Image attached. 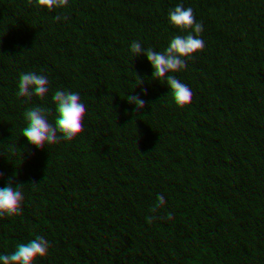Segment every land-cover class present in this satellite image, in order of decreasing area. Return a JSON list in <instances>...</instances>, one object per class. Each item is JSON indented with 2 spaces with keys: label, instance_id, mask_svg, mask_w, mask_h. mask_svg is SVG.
Instances as JSON below:
<instances>
[{
  "label": "trees",
  "instance_id": "1",
  "mask_svg": "<svg viewBox=\"0 0 264 264\" xmlns=\"http://www.w3.org/2000/svg\"><path fill=\"white\" fill-rule=\"evenodd\" d=\"M23 2L0 0V264H264L225 214L264 184V0H56L51 32Z\"/></svg>",
  "mask_w": 264,
  "mask_h": 264
},
{
  "label": "clouds",
  "instance_id": "2",
  "mask_svg": "<svg viewBox=\"0 0 264 264\" xmlns=\"http://www.w3.org/2000/svg\"><path fill=\"white\" fill-rule=\"evenodd\" d=\"M56 0H24L21 14L26 23L47 32L60 31L63 27L56 11ZM233 9H224L205 16L207 37L203 41L207 48L219 49L232 39L229 22L236 17ZM251 31V29H249ZM34 47L43 49L47 44L42 39L33 41ZM19 121V127L27 134L33 135L35 127L23 119L22 114L15 117ZM181 152L179 143H170L167 136L157 140L154 155L160 163H167L170 158L178 157ZM253 167L264 169V161L254 160ZM247 213L244 223L252 230L256 237V247L264 252V184H255L238 192L230 202L225 214L228 216ZM201 214L205 217L213 215V209L205 207Z\"/></svg>",
  "mask_w": 264,
  "mask_h": 264
}]
</instances>
